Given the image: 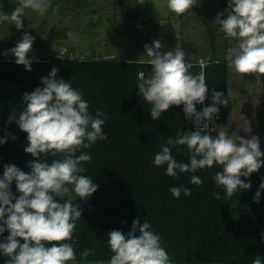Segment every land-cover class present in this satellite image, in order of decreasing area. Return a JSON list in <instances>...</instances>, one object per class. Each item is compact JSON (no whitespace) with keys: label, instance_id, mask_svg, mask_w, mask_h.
<instances>
[{"label":"clouds","instance_id":"clouds-1","mask_svg":"<svg viewBox=\"0 0 264 264\" xmlns=\"http://www.w3.org/2000/svg\"><path fill=\"white\" fill-rule=\"evenodd\" d=\"M196 6L197 0H167V8L178 16ZM50 7L51 0H20V6L10 15L0 13V23L11 21L21 29L25 9L31 8L43 15ZM58 10L59 5L53 8V11ZM225 12L226 19H221L222 12L215 21L221 25L226 37L238 40V44L227 51L228 67L239 74L264 75V0H228ZM35 39L25 32L17 45L4 55L13 54L18 65L31 71L29 54ZM144 47L151 72L147 77L143 72L139 74L138 94L151 105V117L158 120L171 106L183 105L186 116L196 125L195 131L169 138L156 153L154 164L157 167L166 164V174L171 177H177L178 172L195 173L218 164L222 171H217L213 179L229 197L239 189H250L251 183L241 177H250L264 166L260 139L258 136L251 139L238 136L237 142L223 129L216 136L208 134L210 130L216 131L210 126L214 118L219 117L217 105L227 107L229 99L213 88L212 105L197 111L196 105L204 104L209 92L203 71L205 61L200 60L202 70L194 75L190 71L193 65L186 60L183 49L176 47L174 51L162 52L163 45L159 40ZM58 72L59 69L54 67L48 76L41 78L42 87L24 93L26 107L20 112L19 119L14 114L9 117V122L16 120L19 128L28 134L24 151L38 159L29 162L30 173L15 164L5 165L0 178V236L6 231L9 233L4 242H0V252L7 258L4 264H68L76 261L75 249L67 241L72 240L83 209L73 201L77 197L86 201L98 189L91 177L83 175L87 171L83 164L91 161V155L81 153L77 156L76 153L82 148H90L98 139H107L103 131L107 115L100 111L95 117L90 115L88 101L71 82L58 78ZM3 143L6 140L0 139V144ZM177 145L187 146L189 163L173 158L171 147ZM49 156L53 158L51 163L46 162ZM13 181L20 193L18 197L11 190ZM190 183L202 185L203 181L193 175ZM259 187L264 190V181ZM182 191L191 195L188 187L170 188L175 198H179ZM213 195L220 199L218 192ZM260 195L257 191L254 197L257 202ZM151 229L150 222L145 220L141 224L137 218L127 234L111 230L107 246L113 255L107 264H173L162 246L161 236ZM91 251L85 248L81 260H86ZM252 264H264V261L257 256Z\"/></svg>","mask_w":264,"mask_h":264},{"label":"trees","instance_id":"trees-1","mask_svg":"<svg viewBox=\"0 0 264 264\" xmlns=\"http://www.w3.org/2000/svg\"><path fill=\"white\" fill-rule=\"evenodd\" d=\"M0 6L9 14L14 10L7 0H0ZM192 10L199 15L210 32L213 50H216L210 22L212 14L198 3ZM207 11L211 15L206 14ZM23 25L20 30L28 32L24 21ZM46 50L47 56L29 57L32 61L31 71L18 65L15 56L0 57V139L6 140V143L0 144V178L5 165L15 164L30 173L29 162L38 159L24 151L28 144V134L19 128L16 120L9 122V117L14 114L19 119L20 112L26 107L23 102L24 93H31L36 87H42L41 78L48 76L54 67L59 69L58 78L71 82L82 93V98L89 103V111L97 110L94 108L98 106H109V103L116 109L114 112L120 121V127L112 134L108 133L112 139H152L165 142L169 138L175 139L178 133L188 131L190 117L186 116L183 105L171 106L164 112L161 120H153L145 114L150 111L151 105L138 94V77L139 72H143L146 77L150 74L151 66L147 60L119 55L71 57L70 53L59 55L48 47ZM204 61L203 71L209 88L205 102L212 104L213 88L227 97L228 61L221 60L216 55ZM188 62L193 65L190 71L194 75L202 70L199 59ZM198 106L200 104L196 105ZM219 107L222 114L225 106L221 104ZM222 119L223 114L218 121ZM210 135L216 136L217 133ZM13 136L16 138L13 139ZM171 150L178 162H190V152L186 145H177L171 147ZM52 159L49 156L46 162L51 163ZM217 171H222V166L217 164L212 168L198 169L195 173L178 172L182 188L191 189V195H185L182 191L178 199L181 203L175 201L174 211L169 212L173 219V229H167L166 234L161 236L162 246L176 263L252 264L257 256L264 261V190L259 187L264 181V166L250 177H241L246 183H251V188L239 189L231 197L222 186L216 185L213 177ZM193 175L199 176L203 184H191ZM11 190L15 196L20 195L15 181L11 184ZM257 191L261 192L258 202L254 199ZM214 192L219 193L220 199L214 197ZM8 234L6 231L0 236V242H4V237ZM67 242L72 243L77 260H81L80 256L85 248L92 250L86 261L110 260L113 255L107 243H85L73 239ZM5 259L7 258L0 252V264H4Z\"/></svg>","mask_w":264,"mask_h":264},{"label":"crops","instance_id":"crops-1","mask_svg":"<svg viewBox=\"0 0 264 264\" xmlns=\"http://www.w3.org/2000/svg\"><path fill=\"white\" fill-rule=\"evenodd\" d=\"M200 57L203 60L210 58L198 54L187 61H196ZM216 57L221 60L226 59V57ZM230 72L231 68L228 67L229 103L222 109L223 119L217 122V135L219 130L223 129L237 142L238 136L247 139L258 136L261 151L264 152V75H244L234 69L232 73ZM108 105L94 108L97 110H88L93 117L96 116L97 111L107 115L103 125L107 139H98L90 148H82L76 153L77 156L81 153L91 155V161L83 164L87 169L83 175L91 177L93 183L98 185V189L86 201L79 200V197L73 201L74 204L78 203L83 211L82 217L76 222L72 239L85 243H107L108 233L111 230H121L127 234L137 218L140 219L141 224L147 220L152 225V231L164 236L167 229H173L171 226L173 219L169 212L174 211L175 201L181 197L180 195L179 198H175L170 188L174 186L182 188L179 175L168 176L166 164L160 167L154 164L156 153L161 151V146L166 145L167 141L110 138L113 131L120 127V121L115 116L116 109L112 108L111 103ZM145 114L151 116L150 111ZM163 117L164 112L160 120ZM173 158L177 160L174 156ZM178 201L181 203L180 200ZM136 234L139 235V232L137 231ZM108 261L77 260L69 261L68 264H107Z\"/></svg>","mask_w":264,"mask_h":264},{"label":"rangeland","instance_id":"rangeland-1","mask_svg":"<svg viewBox=\"0 0 264 264\" xmlns=\"http://www.w3.org/2000/svg\"><path fill=\"white\" fill-rule=\"evenodd\" d=\"M7 1L13 9L20 6V0ZM51 2L52 7L43 15L31 8L24 11L22 18L29 29L28 33L36 37L29 57L47 56L48 47L59 55L72 52L74 56L85 58L114 54L120 57L136 56L148 59L144 45H152L153 41L159 40L163 45L160 51H174L179 47L185 51L187 60L198 54L226 57L228 49L238 44V40L226 37L221 25L215 21L217 15L222 12L224 15L221 19L227 18L225 9L228 7V0H197L199 5L212 14L206 12L211 15L216 50H213L211 34L199 15L191 9L178 16L167 8V0ZM57 5L59 10L53 11ZM0 13L10 15L1 6ZM24 33L11 21L0 23V57L5 56V51L14 48ZM11 56L14 55L9 53L5 57ZM233 69L231 68L230 73ZM213 132L217 133V129L209 131L208 134ZM261 159L264 160V157Z\"/></svg>","mask_w":264,"mask_h":264},{"label":"built area","instance_id":"built-area-1","mask_svg":"<svg viewBox=\"0 0 264 264\" xmlns=\"http://www.w3.org/2000/svg\"><path fill=\"white\" fill-rule=\"evenodd\" d=\"M70 56L73 57L74 54L71 52L70 53ZM199 60H201V58H199ZM141 73V72H140ZM212 104H208L206 102H204V104H200V106L196 107L197 111H201L203 109V107L205 106H211ZM219 107V105H217ZM220 108V107H219ZM222 118V114L219 113V117L218 118H214V120L211 122V126H210V129L211 128H214L216 129V126H217V122H218V119H221ZM188 131H195L196 130V125L194 124L193 122V119L190 118V122L188 123ZM211 131V130H210Z\"/></svg>","mask_w":264,"mask_h":264}]
</instances>
